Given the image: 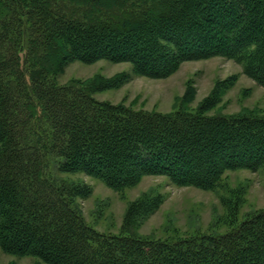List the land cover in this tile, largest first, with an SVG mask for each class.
Wrapping results in <instances>:
<instances>
[{
  "label": "trees",
  "instance_id": "1",
  "mask_svg": "<svg viewBox=\"0 0 264 264\" xmlns=\"http://www.w3.org/2000/svg\"><path fill=\"white\" fill-rule=\"evenodd\" d=\"M213 57L240 61L264 87V0H0L1 251L41 264H264V209L221 234H105L76 204L92 187L60 177L118 193L147 176L214 190L229 171L262 168V110L215 114L212 95L164 114L96 98L123 78L58 82L75 62L164 79ZM160 205L150 198L128 216Z\"/></svg>",
  "mask_w": 264,
  "mask_h": 264
},
{
  "label": "rangeland",
  "instance_id": "2",
  "mask_svg": "<svg viewBox=\"0 0 264 264\" xmlns=\"http://www.w3.org/2000/svg\"><path fill=\"white\" fill-rule=\"evenodd\" d=\"M97 78L126 79L117 88L97 93L96 98L135 109L165 114L183 104L196 108L212 95H220L212 113L232 117L252 110L264 111V87L246 72L240 61L225 57L185 62L164 79L137 76L128 63L75 62L58 77V82L89 83ZM60 177L81 180L92 187V194L86 199H77L76 204L86 221L105 234L124 230L154 239L221 234L264 209V166L256 172L229 171L220 187L214 190L179 187L164 176H147L137 186L118 193L84 175ZM155 197L161 201L155 213L143 220L128 216L133 205ZM0 264L41 263L31 257L6 255L0 249Z\"/></svg>",
  "mask_w": 264,
  "mask_h": 264
}]
</instances>
